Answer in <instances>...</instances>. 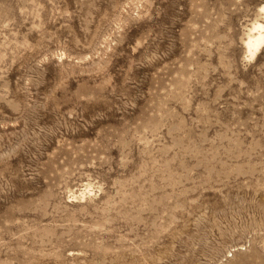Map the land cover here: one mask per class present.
<instances>
[{
  "label": "rangeland",
  "instance_id": "1",
  "mask_svg": "<svg viewBox=\"0 0 264 264\" xmlns=\"http://www.w3.org/2000/svg\"><path fill=\"white\" fill-rule=\"evenodd\" d=\"M263 3L0 0V264H264Z\"/></svg>",
  "mask_w": 264,
  "mask_h": 264
},
{
  "label": "bare ground",
  "instance_id": "2",
  "mask_svg": "<svg viewBox=\"0 0 264 264\" xmlns=\"http://www.w3.org/2000/svg\"><path fill=\"white\" fill-rule=\"evenodd\" d=\"M259 11L261 19L252 22L244 41L249 57H254L264 44V3L259 6ZM88 193L91 194V190L90 186L86 184L83 189H81L79 196L83 198L86 194L88 195ZM71 196L73 199H78V195H76L75 192H73Z\"/></svg>",
  "mask_w": 264,
  "mask_h": 264
}]
</instances>
